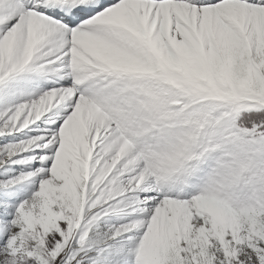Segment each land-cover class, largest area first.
<instances>
[{
    "label": "snow or ice",
    "instance_id": "obj_1",
    "mask_svg": "<svg viewBox=\"0 0 264 264\" xmlns=\"http://www.w3.org/2000/svg\"><path fill=\"white\" fill-rule=\"evenodd\" d=\"M0 264H264V0H0Z\"/></svg>",
    "mask_w": 264,
    "mask_h": 264
}]
</instances>
